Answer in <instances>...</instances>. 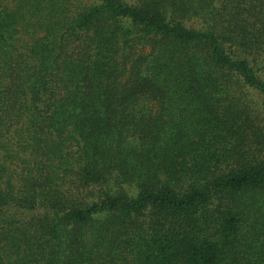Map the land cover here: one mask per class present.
<instances>
[{"label":"trees","instance_id":"obj_1","mask_svg":"<svg viewBox=\"0 0 264 264\" xmlns=\"http://www.w3.org/2000/svg\"><path fill=\"white\" fill-rule=\"evenodd\" d=\"M0 264H264V0H0Z\"/></svg>","mask_w":264,"mask_h":264}]
</instances>
